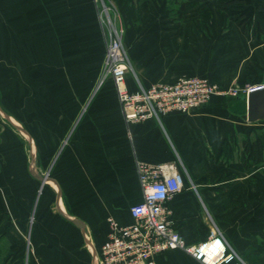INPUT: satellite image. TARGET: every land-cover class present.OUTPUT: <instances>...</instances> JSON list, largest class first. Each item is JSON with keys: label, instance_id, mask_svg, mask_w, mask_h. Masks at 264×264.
Returning <instances> with one entry per match:
<instances>
[{"label": "crops", "instance_id": "crops-1", "mask_svg": "<svg viewBox=\"0 0 264 264\" xmlns=\"http://www.w3.org/2000/svg\"><path fill=\"white\" fill-rule=\"evenodd\" d=\"M108 1L133 51L130 91L202 76L217 92L187 113L129 121L112 80L94 92L106 42L99 0H0V264H94L107 219L132 222L129 207L143 197L140 164H174L181 174L167 205L187 244L215 230L245 261L263 264L264 118L249 121L242 98L243 86L264 84L259 0H245L247 21L230 24L216 9L210 19L177 18L164 0ZM155 259L203 264L181 249Z\"/></svg>", "mask_w": 264, "mask_h": 264}, {"label": "built area", "instance_id": "built-area-1", "mask_svg": "<svg viewBox=\"0 0 264 264\" xmlns=\"http://www.w3.org/2000/svg\"><path fill=\"white\" fill-rule=\"evenodd\" d=\"M120 49L122 41H112L105 50L103 64L110 70L119 104L129 121L159 119L160 114L171 111L187 113L207 103L217 92V85L202 76H181L130 91L125 84L129 64L124 62ZM258 87H248L245 93ZM138 171L143 197L129 207L132 222L121 225L112 217L107 219L109 233L94 264H156V255L171 249H181L203 264H247L215 230L201 243L189 245L174 229L167 202L183 187V178L174 164H140Z\"/></svg>", "mask_w": 264, "mask_h": 264}, {"label": "rangeland", "instance_id": "rangeland-1", "mask_svg": "<svg viewBox=\"0 0 264 264\" xmlns=\"http://www.w3.org/2000/svg\"><path fill=\"white\" fill-rule=\"evenodd\" d=\"M173 1L174 0H164L163 4H160V6H161V8H163L165 10H169V12L171 14H173L174 8L177 6V3L173 2ZM206 5H209L211 8H206ZM99 6L101 7V12H102V14H103V16L105 18L103 20H104L105 26H106V28L104 27V31L106 33L105 35H106V41L107 42H105L104 51L111 45L112 41L114 42L115 39L119 43H120V41H122L123 49H120V50L122 51V54L124 56V62L129 64V69H128L127 73H131L133 71V63L131 61V54H132L133 51L128 49L126 47L125 43L123 42V38L125 39V37L127 36L124 33L125 32V26H124L125 19L121 18V17H118L119 16L118 11H120V9H119L117 4H115L113 2L110 4V2L108 0H99ZM209 9H212V10L216 9L215 8V4H214V0H209L208 3L200 2V3L194 4V5L190 6L189 8H187V10L185 12L187 13L186 15H188V16H190V15L191 16L192 15L193 16H197V14L199 12H201V16L203 18H209V15H208L209 14ZM204 12H205V14H204ZM224 17L227 20V24H230V23H233V22H238L241 19V18H238L237 16H232V15H226V16H223V18ZM212 20H214V19L212 18ZM243 20L245 21L246 18L243 19ZM245 25L246 26H251L249 22H246ZM117 35H118V38L116 37ZM130 36H132V35H130ZM107 37H108V39H107ZM133 38H134V41H135L136 39L139 38V35H137V36L133 35ZM103 63L104 62H102V64H101V70H100V73H99V78H98V80H97V82L95 84L94 92L96 90L101 89L102 86H104V84H105V82L107 80H109V79L112 80L111 73H109L110 70L106 69ZM20 69H21V67H20ZM21 73H23V72H21ZM25 83H27V82H25ZM31 85H33V84H31ZM35 87H36L35 89L37 91H39L38 87H41V85L40 86L35 85ZM20 88H21V91L24 90V86H23L22 83H21V87ZM242 88H244V91H246L248 86L245 85ZM258 88H261V87H258ZM24 100L27 102L30 99H26L25 98ZM33 101H34V99H33ZM21 103H23V102H21ZM21 103H20V100H19V105L23 106L24 104H21ZM20 109H22V108H20ZM22 113H24V111H17L16 112V114H18L20 116V118L23 117L24 123L26 124L27 116L26 115L23 116ZM21 135L26 139V135H24V134H21ZM39 164L42 166L43 170H47L48 169L47 166L49 165V162H47V163L40 162ZM260 172H261V187H263V189H264V148L263 147H261V152H260ZM38 189H39V187H38ZM37 193H38V191H37ZM5 229H7V227H5ZM26 230L23 231L24 232L23 237H28V232ZM245 262L247 264H258L256 261H253V260H251L250 262L249 261H245Z\"/></svg>", "mask_w": 264, "mask_h": 264}, {"label": "trees", "instance_id": "trees-1", "mask_svg": "<svg viewBox=\"0 0 264 264\" xmlns=\"http://www.w3.org/2000/svg\"><path fill=\"white\" fill-rule=\"evenodd\" d=\"M115 1V0H114ZM131 2V0H128ZM209 0H174L173 2L177 3V6L174 8L173 16L177 18H181L183 13L190 6L205 2ZM136 4L140 3L141 0H134ZM215 8L222 13L223 16L232 15L245 19L244 15L240 12L242 10L243 5L245 4V0H214ZM257 9L262 13L264 18V0H259V4ZM258 31H264V26L257 24ZM256 162V160H255ZM260 262L264 264V254L260 257Z\"/></svg>", "mask_w": 264, "mask_h": 264}, {"label": "water", "instance_id": "water-1", "mask_svg": "<svg viewBox=\"0 0 264 264\" xmlns=\"http://www.w3.org/2000/svg\"><path fill=\"white\" fill-rule=\"evenodd\" d=\"M242 98H247V117L249 121H255L264 118V84L261 88L250 91L247 94L242 95ZM20 130L24 131L21 127ZM42 181L44 177H38ZM73 223L79 226L83 230L82 222L79 219H70Z\"/></svg>", "mask_w": 264, "mask_h": 264}, {"label": "bare ground", "instance_id": "bare-ground-1", "mask_svg": "<svg viewBox=\"0 0 264 264\" xmlns=\"http://www.w3.org/2000/svg\"><path fill=\"white\" fill-rule=\"evenodd\" d=\"M104 29V28H103ZM106 34V33H105ZM107 39H108V37H107ZM107 42V41H106ZM107 44V43H106ZM105 53H106V51H104V56H105ZM104 56H103V62H104ZM117 56H119L118 54H113V57H117ZM110 57H111V54H110ZM261 86V85H260ZM254 87H257V86H253V87H249V88H254ZM257 89V88H256ZM123 112V111H122ZM203 251L204 252H206L207 254H208V251L206 250V249H203Z\"/></svg>", "mask_w": 264, "mask_h": 264}]
</instances>
